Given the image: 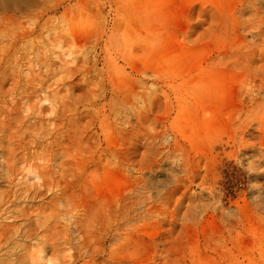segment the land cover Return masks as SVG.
<instances>
[{
  "label": "rangeland",
  "instance_id": "obj_1",
  "mask_svg": "<svg viewBox=\"0 0 264 264\" xmlns=\"http://www.w3.org/2000/svg\"><path fill=\"white\" fill-rule=\"evenodd\" d=\"M0 264H264V0H0Z\"/></svg>",
  "mask_w": 264,
  "mask_h": 264
}]
</instances>
